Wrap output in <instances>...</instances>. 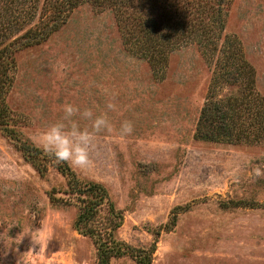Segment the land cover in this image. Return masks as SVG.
<instances>
[{
  "label": "rangeland",
  "instance_id": "1",
  "mask_svg": "<svg viewBox=\"0 0 264 264\" xmlns=\"http://www.w3.org/2000/svg\"><path fill=\"white\" fill-rule=\"evenodd\" d=\"M222 19L221 37L237 41L264 100V0H231ZM123 40L112 11L86 3L9 57L0 94V264H98L94 237L74 224L81 202L67 176L42 151L41 174L16 143L37 147L65 103L99 114L112 96L118 110L109 119L133 121V133L100 134L87 170L66 164L77 179L105 186L122 214L114 238L140 254L155 243L149 264H264V128L250 140L198 137L215 54L186 44L156 71ZM109 202L91 222L104 237L114 223ZM109 264L140 263L124 253Z\"/></svg>",
  "mask_w": 264,
  "mask_h": 264
},
{
  "label": "trees",
  "instance_id": "2",
  "mask_svg": "<svg viewBox=\"0 0 264 264\" xmlns=\"http://www.w3.org/2000/svg\"><path fill=\"white\" fill-rule=\"evenodd\" d=\"M230 1L0 0V94L9 86L7 63L13 51L20 45L44 40L66 22L76 7L89 3L112 11L123 41L131 51L145 58L152 70L163 69L169 53L180 46L194 44L202 52L208 47L209 53L215 54V63L209 91L197 119L196 135L215 141H230L234 136L250 140L264 128V100L254 89L255 72L243 57L237 41L231 42L228 36L220 35L223 10ZM223 85L226 86L224 93L218 94ZM16 144L43 174L46 168L38 161L41 150L22 141ZM57 168L68 178V193H74L81 202L74 224L94 237L98 264H109L111 256L124 253L133 255L140 264H149L155 243L147 253L140 254L135 247L114 238L113 232L122 223V214L109 202L105 186L97 181L77 179L66 163H57ZM104 202L110 203L108 214L114 221L106 237L91 224Z\"/></svg>",
  "mask_w": 264,
  "mask_h": 264
},
{
  "label": "clouds",
  "instance_id": "3",
  "mask_svg": "<svg viewBox=\"0 0 264 264\" xmlns=\"http://www.w3.org/2000/svg\"><path fill=\"white\" fill-rule=\"evenodd\" d=\"M112 96L105 105L106 111L97 114L92 108L81 109L71 103L62 106V117L45 127L38 138L37 147L45 156L57 163H67L76 170L84 171L93 165L91 152L95 148L96 138L100 134L130 136L134 123L124 119L119 126L109 119L108 112L118 110ZM89 121V126H82L80 121ZM150 164L151 161H144ZM256 176L261 173L256 171Z\"/></svg>",
  "mask_w": 264,
  "mask_h": 264
}]
</instances>
